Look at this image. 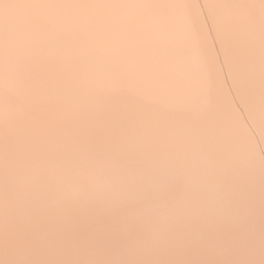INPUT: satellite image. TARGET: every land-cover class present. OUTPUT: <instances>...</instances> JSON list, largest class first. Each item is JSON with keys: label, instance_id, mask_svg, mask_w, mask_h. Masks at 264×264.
<instances>
[{"label": "bare ground", "instance_id": "bare-ground-1", "mask_svg": "<svg viewBox=\"0 0 264 264\" xmlns=\"http://www.w3.org/2000/svg\"><path fill=\"white\" fill-rule=\"evenodd\" d=\"M147 1L82 0V6H78L76 15L71 17L66 13L53 15L55 12L53 9L57 6L63 11L67 7L74 6L73 4L75 2L73 0H0V83L3 85L0 87V101L9 102V100H12L11 98H7V100L5 97L10 95V89L14 88V78L15 80L16 78L20 79V81L22 80L18 86L17 84L15 85V91L23 87L30 91L29 94L34 96L32 98V103L30 102L31 104H28V106H25V104L27 105L29 101H27V103L23 101L24 99L20 101L23 102V104L25 103L24 107H22L23 109L20 106L21 109H19L18 103L16 104L18 110L15 108L16 110L14 109L10 112H7V109L4 107L2 108L4 102L0 107V219L3 220L5 225L10 221L9 218H11L12 215L15 216L23 211L24 220L22 219L23 216H21L20 219L25 221V225H28L27 229L24 228V230L28 231L30 228L31 232L35 233L32 238L26 237L25 234L19 236L18 238H20V240H16L15 242L11 240L9 235H5L4 238L0 239V264H55L59 258H62V262H60L61 260L59 259L60 261H58V264L65 263L63 262V260H65L63 259L64 256L72 255V253L77 252V249L80 247L79 242L82 239H80V241L76 239L78 242H73L71 241V239H74L72 237L70 241H67L65 236L70 230L68 232L65 231L67 232L65 233L63 229L67 228L66 230H68V228L70 229V227L72 228L76 226V224L81 225L85 219L89 222V230L87 232L89 233L88 240L90 241L80 257L79 264H167L168 258L170 261L171 258L180 256L181 251L177 249L175 244L180 243L181 240L187 243H194L196 240V242L199 243H194L196 246L193 245L190 247L189 250L193 253L197 252L199 246L207 243L204 247L207 248L209 246V252L211 250H215L216 252L219 250L216 258L218 256L220 257L221 252L228 249L231 256L229 260L230 264H262L264 259V221L259 223L261 224L259 229H257L256 232H251V234H247L245 231L239 229V231H241L240 233H237L236 236L233 234V237H230V235H232L230 228H232L231 225L234 226L232 223L236 222V220L234 222L232 219L234 216L232 214L245 209L247 204H252V206L246 209L262 206L263 212L261 209L260 211L262 213L259 212L264 214V201H259L258 196H256L257 194H254L250 189H244V187L240 185V183H243L242 179H240V172H242L243 166H247L249 169L264 166V162L262 163L260 160V157L264 155V144L260 145L258 150L255 149L246 152L250 146V141L246 140L248 135L246 139H242L246 141L244 144H241L240 140L238 142V139H240L239 136L241 138L245 137L246 127L249 121L251 125L255 126V129H259L257 126H264V100H262L263 97L258 96L260 94L259 92L257 97L249 98L248 96L252 89L248 90L249 94L245 101L242 102L243 105H241V114H238L231 108L233 99L230 93L228 91L226 93L225 89H222L220 85L224 84L225 81L226 83L230 81L231 85V82L233 83L234 81L232 77L240 72L241 69V72L245 71L246 73L249 68H247V64H243L244 60L246 61L245 63L253 61L254 64L260 62L264 64V36L261 35V33L264 34V0L261 1L254 20H252V15L244 17V15H250L249 13L252 8L250 0H246V4L243 7L238 5L234 7L241 10V12L239 11L241 16L238 15L239 17H237L241 19L243 16V18L246 19V23L242 21V23H233V21L230 24L228 23L229 25L222 23V21L224 22L226 20H223L221 16L224 13L223 3L225 0L218 1L219 4L217 8H219V10L213 14L210 12L205 13L204 10H206V8L203 6H207V3L203 4L201 8L196 6L197 15L201 16L202 13L203 15L206 14L204 15L206 17L201 19L206 21L204 24L208 23L209 20L212 22L210 24L214 23L213 27L210 29L211 32H206V35L199 32H192V34L188 33V23L193 20V15H190V13H193L191 11H193L195 6L189 7L191 11L188 10V12L182 16L183 22L177 21L180 16L178 12H176L178 6L175 7V0H164L167 7H165L164 3L159 7L163 0H154L148 8L145 9L146 11H144L147 12V14H151V17H157V20L150 26L146 25L142 20L144 19L143 17L137 19L138 16L135 17V15L137 14V4L140 2L146 3ZM31 6L40 7L39 12L34 11L36 15H31V12H29ZM45 7L49 8L47 10H50L52 15H47V10H43ZM165 8L167 9V18L164 19V22L162 21L161 25L157 26L158 22L162 20V16L158 18L157 15L160 16L161 11H165ZM101 9L106 10L99 12V24H96L97 26L95 29H99V32H94V30L91 31L92 28H89L87 32L90 31V39H86L85 37L73 38L78 33L84 31L83 28L88 27V24L91 23L86 22L88 17L84 15L87 13L90 14L91 12L94 14ZM198 10H202L201 13H198ZM260 11H263V13H260ZM168 13L171 15H168ZM114 14L120 15L122 18V20L117 21V23H119L117 25L115 22L113 23L111 21V17ZM214 15L216 16L214 17ZM89 16L94 19L97 15ZM197 17L198 19L200 18L199 16ZM189 19L192 20L184 25V22ZM250 20H252V25L249 24ZM253 24H255L254 27ZM133 26L135 27V32L130 33L129 28ZM47 31L48 33L50 32L51 35L56 33L59 36L63 35L62 39H57L60 41L56 43L52 42V39L47 43L42 42L40 37ZM233 32L235 34L239 33V35L248 34L250 37L254 35V40L260 37L259 40L256 39V42H254L253 38H250L251 41L248 42L249 40H245L244 37L240 40V43H243L242 45H240V43L238 44L239 47L235 45L237 49L234 50V53H238V59L241 58L240 62H242V67L244 68H239L238 64L230 58L232 54H234L233 49L230 51L228 49L225 50L227 47L225 45L233 43L229 42V38H231L229 35ZM261 36H263V40H261ZM130 38H135L136 41L138 40L139 44H137L135 48L138 49V52L141 51L142 53V57L139 58L140 55L138 57V65L142 62L138 68L135 66L136 63H133L136 62V60L133 59L134 61H131V58L129 59L130 56L126 53V49H129L127 47H130V45L127 46L125 43L129 41L128 39ZM71 40L76 41H72L73 45L76 44L72 47L75 52L74 55L68 53L70 47L68 48L67 41ZM85 40H93L92 45L85 47ZM62 41L65 42L61 43ZM235 41L237 42V40ZM106 42L111 45L105 44ZM130 42H132V40H130L129 43ZM253 42L256 43L255 45H257V43H263L261 46L262 48H260V46L256 48L250 47V44ZM103 44L108 46L107 49L105 48L106 57L104 56L105 52H103L104 54L102 53V49L105 47ZM154 45L155 48L162 50L157 51L158 53L163 51L167 52L169 50L168 53L172 54V56L169 55L171 58H167L168 54H166V52H163L164 54L162 53L166 55H162L161 60L164 57L167 59L162 61V64L164 63L163 65L160 62L161 60L158 61L156 65L159 63L161 64L160 67L158 65V69L153 67L154 65L152 63V59H154V57L156 58V55L154 54L155 56L152 58L150 54H148V51H146V49L148 50L152 47V50H154ZM13 46L20 50V55L15 57L9 55V50ZM72 48L70 50H72ZM167 48L168 50H166ZM47 49L53 50L51 54L53 55L52 61L50 59L47 60L45 56L46 53L43 54V51ZM83 51V55L77 56V58L87 57L86 62H83L85 65H83V63H76V57H74L77 53ZM117 53L120 55L123 54V56H119ZM125 53L126 57L124 56ZM17 57L22 58L23 61L16 67L14 60ZM12 62L14 63L12 64ZM153 62L156 63V61ZM251 63V66L254 65ZM132 64L135 67H133ZM143 66L144 68L149 66L152 69L149 70L150 68L148 67L149 69H146L144 75L142 74L144 73V70H142ZM171 67L174 68L171 69ZM254 67H252V71ZM46 68L49 70L51 69L50 71L52 74L50 76L54 75V78L57 79L59 76L70 75L69 83L66 88L64 86L66 84L64 81H67L68 78L66 77L67 79L65 80V76L63 77L64 80H62V84H64V88L62 90H59L62 88L61 83V87L59 88L57 86V90V88H55L56 86H53L55 84L53 83L52 85V82L50 83L48 81V83L53 86L51 87V85H49L47 88L48 90L51 87L49 93L46 91L51 98V101H49L48 98L47 100L53 102L51 105L50 103L48 104V101H38V97H36L41 93L42 96L46 94V92L42 90V92L38 91L40 94L37 92L39 87L37 86L38 83L40 85V82L46 78L44 74L45 71L43 70H46ZM175 68L176 70H173ZM238 68L240 70H238ZM221 70H224L225 73H222ZM249 70L247 72H249ZM40 71H43V75H39ZM250 74L251 72L249 76ZM261 74L262 73L259 75ZM203 75L207 77H203ZM259 75L257 72L254 77L257 78ZM251 77H253V74ZM7 78L8 80H6ZM90 78L96 80H92V82L94 81L95 85H97L95 88L100 87L101 90V86L103 85L107 87L108 85H112L116 91V94L113 93L111 96L112 99L109 98L110 101L106 102L107 109L105 111L98 109L97 112L93 111V113L100 115L101 118H97H100V120L106 124V127L111 129L109 131H113V136L123 137L120 138L121 141L123 139L129 140L128 142L126 141V147L123 151L117 149L118 143H116V146L112 144V147L109 143L108 146L104 147V141L102 142L104 139L103 137H101L103 139L100 140L102 143L99 142L101 143L100 145L97 143L101 138H97L95 134L89 131L91 129L89 126H91L90 124H92L95 118H93L90 123V116L88 115L90 108H86V105V107H81L80 104H76L75 106L78 107L74 108L75 111L73 112L67 111L66 109L67 106V108L72 106H69V104L75 96L80 97L78 94L84 93V82L88 81L87 83H89V86ZM248 80H250V78ZM57 82L59 83V81ZM41 83L44 84L43 82ZM87 83L85 84L87 85ZM205 84L206 88L202 89ZM151 85L156 87L155 90L154 88L150 89V87H152ZM240 85L242 84H236V86ZM90 87L91 86H89V88ZM225 87L227 88V85ZM40 88H43L42 85ZM95 88L93 90L90 89V92H95L97 90H95ZM262 88L263 91L264 87ZM87 89L85 91H88ZM104 90L102 93H104ZM12 91L14 92V89ZM125 91H129L128 95L129 93L130 96L133 95L130 98L127 96L128 99H126V95L124 96L123 93ZM43 92L45 93L43 94ZM76 92L78 93L77 95L75 94ZM119 92L121 93L119 94L120 96L123 95L122 97L116 96ZM106 93L108 94V91ZM93 94L95 95V93H92V95ZM96 94L98 95V93ZM90 95L91 94H89V97ZM46 97L44 96V98ZM106 97L108 98L107 95ZM202 97L206 98V100H201ZM103 98L104 100L107 99L104 96ZM97 99L98 102L103 100ZM178 99H181V101H176ZM95 100L96 99H94V101ZM74 103L72 102L71 104ZM79 103H82V101ZM101 104L102 102L98 105ZM79 105L81 108H79ZM95 105H97V103H95ZM106 105H104V107H106ZM4 106L8 107V104L6 103ZM180 107H182L183 111H181ZM165 108L171 111L172 115L175 114L176 116L175 119H171V122L164 121L162 117V114L166 113L164 112L166 111ZM91 110H93V108ZM49 112L52 113L49 115ZM166 114H169V112ZM247 116L248 118L246 119ZM222 117L229 120V124H227L226 127L220 126L217 128L216 126L218 123L216 124L213 120H220ZM18 120L20 121L18 122ZM124 122L132 123L128 125V129L132 126L130 128L132 132L125 130L126 128H124V133L121 132V130H123L122 127L127 126V124L124 125ZM224 123L225 121H223V124ZM136 125L139 126L142 131L140 130L138 134L136 133L135 136H132L133 133L139 131V129L136 131L134 130L136 127L133 128V126ZM203 125L206 126L204 127ZM202 126L205 131L202 129L203 133H198L199 131L197 130H200ZM87 127H89V130H86ZM235 133H237V136L239 135L238 138H236V145L234 144ZM199 134L206 136L203 138H196ZM61 138H63L64 144H62L63 147L61 149L63 150L58 159H62L61 162L64 163V167L60 171H55L53 170L55 168L51 166H53V162H55L54 155L59 151L58 143L63 141ZM33 141L38 142L37 146L39 147L37 150L34 149L37 147H32ZM88 142H90L91 146L93 142L95 143L91 149L96 155V158L99 159L100 165L99 168L97 167L98 165H93L94 167L90 169H94V173L90 171L92 175H89L86 182L84 183L83 181L82 183V181L75 180V178H78L74 177L76 171L73 177L68 173L73 172L72 170H74V167L72 164L76 157L75 163H79L78 159L80 158L78 157H81L80 155L84 153H86V155L84 154L85 156H87V154L93 155L90 153L91 149H86V144H89ZM229 143L232 145L230 147L231 151H229V148V150H226V144L229 145ZM173 144L176 148L180 147L181 149V147L183 148V146H185L186 148L184 149H188L186 151L178 149L180 150L179 153L184 152V154L177 158L170 157L166 159L163 157L159 159V161L164 162V165H159L160 163L155 161L154 156L159 153L170 151ZM49 146L51 150L50 155L45 156L43 151L45 150V152H48L46 150ZM211 149H215L216 151ZM218 150H222V152H218ZM213 151L218 152V155L216 154L217 157L215 156V152V157L213 156ZM209 152H212L214 161H212L211 156V164L206 167L202 165L197 166L199 162L197 161L198 157H196V155L202 153L200 156H203V159L206 157L205 160L207 161ZM206 153L208 154L206 155ZM192 155L196 158L193 157V159L196 160V164H193L195 160L192 161ZM86 159L90 160V158L87 157ZM174 160L177 162L179 161V163H173ZM82 161L83 158L81 162ZM48 163L51 164V166ZM97 163L98 162H96V164ZM170 163L176 165L174 166ZM77 165L76 168L78 167ZM95 168H97V170ZM246 168L244 169L246 170ZM200 169L206 171H202V173L201 171L199 172ZM158 172H163L164 176L162 180L166 182L162 187L158 186L162 181L158 179ZM30 173L35 179H39V181L41 179L42 182L38 184L37 180L34 182L35 185L32 184L33 180L31 179L34 178L29 176L31 178L29 179L28 175H30ZM199 173H201V175H199ZM189 174L192 176L194 175V177L190 179ZM185 175L187 178H185ZM84 176L86 177L87 175H81L82 178H84ZM61 177H65V179ZM22 178L27 179V181L28 179L29 181L31 180L30 184L34 185L33 188H35V191L33 194H30V199L32 200L33 196L41 200L44 205V214L47 217L46 221L39 223L38 217L36 218V213H39V211L34 212L35 209L32 208L33 205L30 203H26V201L22 200L19 204L26 206L24 208L20 205H14L19 202V199H22L21 196L23 194H19L20 186L17 184L20 179L22 182ZM257 178L258 180H264V172H260ZM61 179H67V192H65ZM169 179L171 180L169 181ZM198 180H201V182H197ZM158 181L160 183H158ZM188 181L190 183H188ZM202 181H209L207 189L203 192L196 188L197 185L203 183ZM221 181L225 183L226 187L222 191L220 190V186L222 185L219 186L220 189L217 188L219 183H222ZM114 184H117V186ZM183 185H185L184 189ZM171 186L178 190H174L178 192V194H173ZM118 191H120V195L123 196L122 201L111 200L116 198ZM171 191L172 194H170ZM162 193L170 194L174 198L176 196L182 199L184 204L180 203L182 201H177L179 203L175 202V204L177 203L178 207L176 206L177 204H174V207L171 208L167 207L165 204L159 203V199H163ZM228 193H234L235 196L230 194L233 196L232 199L221 201L220 198L223 199ZM177 195H181V197ZM28 196L29 195H27V198ZM157 199L159 202H156ZM165 199L167 201V198ZM165 199L162 201L166 202ZM31 200H29V202ZM173 200L176 201V198ZM147 201L149 202L147 203ZM52 202L57 204L55 209L51 207ZM67 202L70 203V205ZM196 202H199V207L203 206L206 210V213L202 214V216L200 214L198 217H195L197 212L203 210V208L201 209L198 207L197 209V207H194L197 206L195 205ZM71 203L73 204L71 205ZM255 203L259 205L256 206ZM146 204H148V207ZM179 204L185 207L182 208L183 206ZM37 205L41 206L40 203ZM27 207H31V209H26ZM79 207H84L88 210L82 211L79 210ZM18 208L20 211V208L23 210L20 212ZM16 209L18 210L17 212H15ZM37 209L40 210L42 208L37 207ZM93 209H95V212ZM234 209L238 210L234 211ZM168 211V216H161L165 212V214H167ZM42 212L43 209L39 214L42 215ZM150 212L154 213L156 216L159 215L158 219L151 217ZM203 212L205 211L201 213ZM30 216L31 219L29 218ZM194 218L197 219V224H202L201 229H199V224L196 226V230L197 228L199 230L195 233L188 228L189 223H192ZM7 219L8 222H6ZM165 220L169 225L161 228ZM231 221L232 223H230ZM34 223L41 231L39 237L37 236L36 230H33L35 229ZM245 223H247L246 226H248L250 221ZM242 224H244V221ZM207 225L208 228L206 227ZM210 225L215 229L212 230L213 227ZM251 225L252 224H249V226ZM209 226L212 228V231L208 230L210 229ZM6 227L4 226L3 229ZM241 227H244V225ZM241 227L239 226L237 228ZM13 228H16V225ZM17 229H15L14 232H17ZM5 231L9 232V229ZM91 231H93L92 234H90ZM96 231L98 232L97 237L90 239L93 234L95 235ZM13 233L12 235L15 234ZM27 234L29 233L27 232ZM162 234L163 236L161 237ZM55 235L56 237L53 239L52 236ZM57 236L60 237L57 238ZM133 236L135 237L134 240L132 239ZM6 237L7 239H5ZM166 237H174L173 241L176 240L174 245L171 247L169 246L170 244H164L166 247L161 246ZM154 238H157V244L162 250H160L158 245L155 247L156 249L153 248ZM198 239H202V242L198 241ZM165 241L166 239L164 242ZM105 242H111L114 245L120 243V245L116 248L112 247V249H96L97 247H93L94 245L104 244ZM211 242H213L214 248L210 247ZM53 244H56V247L50 253L51 255L47 257L46 254L49 253L48 251L51 250V247L54 248V246H52ZM44 254L46 256H44ZM197 255L195 254V256ZM199 258L202 259L201 257ZM216 258L214 260L215 264L217 262ZM178 261L180 260L178 259ZM74 264H76V261ZM201 264L203 263L201 262Z\"/></svg>", "mask_w": 264, "mask_h": 264}, {"label": "rangeland", "instance_id": "rangeland-1", "mask_svg": "<svg viewBox=\"0 0 264 264\" xmlns=\"http://www.w3.org/2000/svg\"><path fill=\"white\" fill-rule=\"evenodd\" d=\"M75 3L73 4V3H71V4H73L74 6H70V7H67L66 9H64L63 11L60 9V7L58 8L57 6H55V8L53 9V10H55V12H54V14L53 15H59L60 13H66V14H69V16H74V15H76V13H77V11H78V6H82V4H83V2H82V0H73ZM147 1V0H146ZM154 0H148L146 3H142V2H140V3H138L137 5H138V8H136L137 9V14L135 15V17H137V19L138 18H144V19H142L143 20V22L144 23H147V21L149 20V19H151L152 17H151V14H147V12H145L146 10V8H148V6L153 2ZM158 1H162V0H158ZM200 1V2H199ZM218 1H221V0H175V7H177L176 9H178L176 12H178V15L180 16L179 18H178V20L177 21H179V22H183V19H182V16L183 15H185L187 12H188V10L189 11H191V9L189 8V7H193V6H195L194 7V9H193V11H191V12H193V13H190V15H193V20L192 19H189L188 21H185L184 22V25H185V23H187V22H189L190 20H192V21H190L189 23H188V27H189V29H188V33L190 34H192V32H199V33H202V34H205L206 35V32L207 33H210L211 31H210V29L213 27V24H210V23H212V22H210V20L208 21V23H206V24H204L206 21H204V20H201L202 18L204 19L206 16H204V15H206V14H204L203 15V13L201 14V16L200 15H197V7L199 8H201V6L203 5V4H205V3H207L208 5L207 6H203L204 8H206V10H204L205 11V13L207 12H210L211 14H213V13H215L216 11H218L219 10V8H217V6H218ZM251 1V12L249 13L250 15H244V17L245 16H251L252 17V20H254L255 19V15H256V11H257V9L259 8V6H260V4H261V1L262 0H250ZM164 3V5H165V7H167L166 6V4H165V2H164V0L161 2V4L159 5V7H161V5ZM245 4H246V0H229V1H227V0H225L224 1V3H223V5H224V13H223V15H221L222 16V19L223 20H225L224 22L222 21V23L223 24H227V25H229L231 22H235V21H237L236 19H239L238 17V15H240L241 13H239V11L241 12V10L239 9V8H234V7H236L237 5L238 6H241V7H243V6H245ZM197 6V7H196ZM164 7V6H163ZM47 9H49V8H47V7H45V8H43V10H47ZM236 9V10H235ZM39 10H40V7H36V6H31V8H30V10H29V12H31V15H36L35 13H34V11H36V12H39ZM106 9H101V10H99V11H97L96 13H94V14H92L93 12H91L90 14H86V15H84L85 17H88L87 18V20H86V22H91L90 24H88V27H84L83 28V30L84 31H82V32H80V33H78L77 35H75V37H73V38H81V37H85L86 39H90V31L89 32H87V30L89 29V28H92V30L91 31H93L94 30V32H97L99 29H97V30H95L96 29V24H99V16H100V14H99V12L100 11H105ZM145 10V11H144ZM235 10V11H234ZM202 11V10H201ZM201 11L200 10H198V13H201ZM233 11V12H232ZM28 12V13H29ZM90 12V11H89ZM235 12V13H234ZM144 13V14H143ZM146 13V14H145ZM260 13H263V11L261 12L260 11ZM167 9L165 8V11H161V15L159 16V15H157L158 16V18H160L161 16H162V20H161V22H158V24H157V26L158 25H161L162 24V21L164 22V19L165 18H167ZM170 13H168V15H169ZM47 15H52V13H51V11L50 10H47ZM89 15H97V16H95V18L93 19L92 17H90ZM171 15V14H170ZM195 15V16H194ZM227 15H228V18H227ZM233 15H235V16H233ZM197 16H199L200 18L198 19V17ZM216 15H214V17H215ZM238 16V17H237ZM241 16V15H240ZM147 18H149V19H147ZM213 18V17H212ZM241 19H243V16H242V18ZM120 20H122V18H121V16L120 15H118V14H114V15H112V17H111V21L114 23H116V25L117 24H119V23H117V21H120ZM142 20H140V21H142ZM252 20H250V22H249V24H251L252 25V23H251V21ZM159 21V20H158ZM233 22V23H234ZM229 23V24H228ZM199 24H201V25H199ZM195 25H197V26H195ZM254 25L255 24H253V27H254ZM191 26V27H190ZM197 27V28H196ZM116 28V27H115ZM191 28V29H190ZM238 29V28H237ZM132 30V31H131ZM99 32V31H98ZM129 32L130 33H133V32H135V27L133 26L132 28H129ZM247 35L248 34H246V35H239V33H232V34H230L229 35V37L231 36V38H229V42H233V43H228L227 45H225V46H229V47H231V48H225V50H231V49H233V53H234V50H236L237 48H235L236 46L235 45H237V47H239L238 46V44L240 43V40H241V38H244L245 37V40H249L248 42H250L251 40H250V38L252 39L253 37H254V35H253V37H250V35H248V37H247ZM261 35H263L264 36V34L263 33H261ZM62 36L63 35H58L57 33L56 34H53V35H51L50 34V32L48 33V31L47 32H44V34L42 35V37H40V39L42 40V42H45V43H47L49 40H53L52 42H54V43H56V42H59L61 39H62ZM263 36H261V40H263L262 39V37ZM247 37V38H246ZM264 38V37H263ZM12 39V38H11ZM57 39H60V40H57ZM137 39V38H136ZM257 40H259L260 39V37H259V39L258 38H256ZM256 39L254 40V38H253V40H254V42H256ZM73 40H75V39H73ZM73 40H71V41H67V45H68V48H69V50H68V53H71V54H73L74 55V50H73V46L74 45H76V44H74L73 45V43H72V41ZM78 40V39H77ZM129 41L130 40H132V42H130L129 43V41H127L125 44L128 46V45H130V47H127V48H129V49H126V53H127V55H129L128 57H129V59L132 61L133 59L134 60H136V62H133L134 64L136 63V68H138L139 67V65L140 64H142V62H140L139 63V65H138V59L139 58H141L142 57V53H141V51H139L138 52V49H136L135 47H136V45L137 44H139L138 43V40L136 41L135 40V38H133V39H128ZM133 40H134V42H133ZM235 40H237V42L235 41ZM252 40V41H253ZM66 41V40H65ZM65 41H62L61 43H64ZM92 41L93 40H85V47H89V46H91L92 45ZM73 42H76V41H73ZM247 42V43H248ZM251 43L250 44V47L252 46L253 48H256V47H258V46H260V48H262L261 46H262V44H259V43H257V45H255L256 43ZM66 44V43H65ZM87 44V45H86ZM101 44V43H100ZM105 44H108V42H106ZM105 44H103V45H105ZM243 44V43H242ZM241 43H240V45H242ZM108 45H111L110 43L108 44ZM132 45V46H131ZM254 45V46H253ZM98 46V45H97ZM134 46V47H133ZM126 47V46H125ZM264 47V46H263ZM72 48V50H70ZM104 49H102V53L103 52H105L106 51V49L108 48V46H106L105 45V47H103ZM106 48V49H105ZM151 48V47H150ZM153 48V47H152ZM152 48H151V50H152ZM166 48V47H165ZM131 49H134V50H131ZM158 48H155V45H154V50H152V55L150 54V56L153 58V56H155L156 55V58L154 57V59H152L153 61H156V63H154L153 61H152V63H153V67H155V68H157L158 67V65H159V67L161 66V64H162V61L164 60H166L167 58H171V57H169V55L170 56H172V54H169L168 53V48L166 49V50H168L167 52L166 51H163V52H166V54H168V57L167 58H162V60H161V57H162V55L164 54L163 52H157V51H162V50H160V49H158ZM86 50V49H85ZM84 50V51H85ZM135 50H137V51H135ZM52 51L53 50H49V49H47V50H44L43 51V54H45L46 53V58H47V60H51L52 61V57H53V55H51L52 54ZM84 51L83 52H80V53H77L74 57H76V63H83L84 61L86 62V59H87V57L85 58V56H84V58H82V57H79V58H77V56H82L83 55V53H84ZM131 51V52H130ZM99 52H101V51H99ZM135 53V54H133V53ZM126 53H125V57H126ZM138 53H140V54H138ZM163 53V54H162ZM227 53V52H226ZM21 54V52H20V50L19 49H17L15 46H13L10 50H9V55L10 56H12L13 55V57H15V56H18V55H20ZM49 54V55H48ZM100 54V53H99ZM104 54V53H103ZM118 54V53H117ZM122 54V53H121ZM136 54H137V56H136ZM155 54V55H154ZM161 54V55H160ZM165 54V55H166ZM119 56H123V54L122 55H120V54H118ZM118 55H116V56H118ZM139 55H140V57H139ZM165 55H163V56H165ZM105 57H106V52H105V55H104ZM238 53H234V54H232V56L230 57L231 59H232V61L234 60L237 64H238V66H239V68H244V67H242L243 66V64H247V68H249V69H247V71L249 70V72H247L246 71V73H245V71H243V72H241L242 71V69L240 70L239 68H238V70H240V72H238V73H236L235 74V76H233L232 77V79L234 80L233 81V83L231 82V85H230V81H227L228 83H226V81L224 82V84H221L220 86H221V88L223 89H225V91H226V93H227V91L230 93V95H231V97H232V106H231V108H233L232 110L234 111V112H236V113H240L241 114V112H240V109H242V107H241V105H243V101H245V99L247 98V96H248V90H250V89H252L251 87H249V86H247V87H242V85H240V86H236V84H243V82L241 83L240 81H244V80H248L249 78H250V80H248L247 82H253V80L255 81V80H257V79H259V77H261V75H259L260 73H264V65H261L260 63H255V64H259V65H255L254 63H253V61H251V62H247V63H245L246 61L244 60L243 61V64H242V62H240V59H238ZM20 57V56H19ZM19 57H17V58H15V60H14V62H15V64H16V67L18 66V65H20L21 63H22V61H23V59L22 58H19ZM88 57H89V51H88ZM139 57V58H138ZM150 57V58H151ZM158 57H160V58H158ZM133 60V61H134ZM161 60V61H160ZM140 61V60H139ZM158 61H160L161 62V64L159 63L158 65H156L157 63H158ZM242 61V60H241ZM14 62H12V64L14 63ZM250 63L251 64H254V65H250ZM164 64V63H163ZM162 64V65H163ZM241 66H240V65ZM83 65H85L84 63H83ZM145 65V64H144ZM132 66L133 67H135L133 64H132ZM150 66V65H149ZM148 66V67H149ZM244 66H246V65H244ZM255 66V67H254ZM257 66V67H256ZM147 66L144 68V66L142 67V70L144 69V73H145V71H146V69L148 70L149 68H148ZM158 67V68H159ZM252 67H254L253 68V71L251 70L252 69ZM45 68V67H44ZM157 68V69H158ZM172 68H174V67H171V69ZM259 68V69H258ZM152 68H150L149 70H151ZM256 69H257V72H258V75H259V77L257 76V78H255L254 76L257 74V72H256ZM44 71H45V77L46 78H44L41 82H43L44 84H42L41 82H40V85H39V83H38V85L37 86H39L38 87V90H37V92L38 91H40V92H42V91H47L48 93H49V89L51 88V87H53V86H56L55 88H57V90H58V87L60 88L61 86H62V88L61 89H59V90H62L64 87H63V85L64 84H62L63 82H62V80H64V78H65V80L67 79V81H64L66 84L64 85L65 86V88L68 86V83H69V76L70 75H64V76H59V80L57 79V78H54V75H52V76H50L52 73H51V69L49 70V69H47L46 68V70L45 69H43ZM173 70H176V68L175 69H173ZM186 70V69H185ZM184 70V71H185ZM260 70V71H259ZM222 71V73H225V71L224 70H221ZM71 72H73V71H71ZM71 72H69V73H71ZM251 72V74H250V76H249V73ZM147 73V72H146ZM67 74V73H66ZM248 74V75H247ZM253 74V77H251V75ZM89 75H91V74H89ZM162 76V75H161ZM202 76V75H201ZM64 77V78H63ZM67 77V78H66ZM165 77V76H164ZM167 77V76H166ZM203 77H207V76H205V75H203ZM241 77V78H240ZM52 78V79H51ZM248 78V79H247ZM46 79V80H45ZM55 79V80H54ZM92 80H94V81H96L95 79H93V78H90V80H89V82H90V85L89 86H91L90 88H89V86H88V84L89 83H87L88 81H86V82H84V85H85V90L87 89L88 91H85L84 90V93H82V94H78L77 92L75 93L76 95L78 94V96H80L81 97V99H80V97H76V100H75V103H74V99H75V97H74V99L71 101V103L73 102L74 104H69V106L70 105H72L71 107H69V108H71V109H69V108H67L66 107V109H67V111H75L74 110V108H77L78 106H75L76 104L78 105V104H80L81 105V107L82 106H85L86 108H90V111H89V113H88V115L90 116V123H91V120L93 119V118H95V120L93 119V121H92V124H90L91 126H94V127H91V126H89L91 129L89 130V127H87L86 128V130H89L91 133H93V134H95V136H97V138H101V137H103V138H101V139H99L98 141H97V143H99V142H101L100 140H102V142H103V144H104V147H106V146H108L109 145V143L111 144L110 146L112 147L114 144H115V146H116V143H118L119 145H117V149H119V150H121V151H123L124 149H125V147H126V145H125V143H126V141H127V139L125 140V139H123L122 141H121V139L120 138H123V137H117L116 135L115 136H113L114 134H112L113 133V131H109V130H111V129H109L108 127H106V124H104V122L103 121H101L100 120V115H98V114H95V113H93V111H95V112H97L98 111V109L99 110H101V111H105L106 109H107V105H106V102L107 101H110V99H112V95H113V93H115L116 94V91H115V89H114V87L112 86V85H108V87L110 88H108L106 85H103V86H101L102 88H101V90H100V87H98V88H95V87H97V85H95V82H94V84H93V82H92ZM252 80V81H251ZM20 81V79H18V78H16V80H15V78H14V82L17 84V86H18V84H20L21 83V81ZM48 81L53 85V83L55 84V85H51V84H49L48 83ZM56 83H55V82ZM57 81H59V83L57 82ZM236 81V82H235ZM239 81V82H238ZM60 83H61V86H60ZM85 83H87V85L85 84ZM235 83V84H234ZM250 83V84H251ZM56 84H58V85H56ZM94 86H93V85ZM41 85H42V87L43 88H40L41 87ZM47 85V86H46ZM49 85H51V87L47 90V88L49 87ZM227 85V88L225 87V86ZM230 85V86H229ZM3 85H2V83H0V87H2ZM16 86V87H17ZM58 86V87H57ZM76 86V85H75ZM152 87H150V89L152 88H154V90H155V88L156 87H153V85H151ZM246 86V85H245ZM45 87V88H44ZM84 87V86H83ZM238 87V88H237ZM262 87H264V86H262ZM260 88V90H259V95L258 96H261V97H263L262 98V100H264V90L262 91V89L263 88ZM21 89H16V91H15V85H14V92L12 91L13 89H10V95H8V96H6L5 98L7 99H12L11 101L9 100V102L8 101H6V102H4V101H0V107H1V105H2V103L4 102L5 104L7 103L8 104V107H6V106H4L5 104L3 103V105H2V108L4 107L5 109H7L6 111L7 112H10V111H13L15 108L18 110V107L20 106L21 108L22 107H24V104H23V102H20V101H22L23 99V101H26V103H27V101H29V103H27V105L25 104V106H28V104L30 105L31 103H32V101H33V95L32 94H29L30 93V91L29 90H27V89H25V88H23V87H20ZM40 88V89H39ZM95 88V90L97 91H95V92H92V93H95V95L93 94L92 95V93L90 92V89L91 90H93ZM206 88V84L205 85H203V88L202 89H205ZM234 88V89H233ZM237 88V89H236ZM247 88V89H246ZM24 89V90H23ZM106 90V92L108 91V94L105 92V90ZM228 89V90H227ZM240 91H239V90ZM244 89H246V90H244ZM21 91V93H20V91ZM27 90V91H26ZM42 90V91H41ZM103 90H104V93H102L103 92ZM201 90V89H200ZM28 92V93H26V92ZM99 91V92H98ZM112 91V92H111ZM123 91V90H122ZM233 91H234V93H233ZM261 91V92H260ZM23 92V93H22ZM45 92H43V94L45 93ZM47 92H46V94H47ZM60 92V91H59ZM128 92L129 91H125V92H123L124 93V96L126 95V99H128V98H130L131 96H130V93H129V95H128ZM235 92H236V94H235ZM252 92V91H251ZM250 92V94H249V98H251V93ZM39 93V92H38ZM96 93H98V95H99V97H98V95L96 94ZM101 93H102V95H101ZM126 93V94H125ZM40 94V93H39ZM44 95L45 97L46 96H48V97H46V98H44V96H42V93L40 94V95H37L36 97H38V101H41V102H47L48 100L49 101H51V98L49 97V94H47V95ZM89 94H91L90 95V97H89ZM109 94H111V95H109ZM115 94H114V96H115ZM119 94H121L120 92L118 93V95H116V96H119V97H122L123 95H119ZM262 94V95H261ZM32 95V96H31ZM97 95V96H96ZM100 95H101V99H103L102 101H99L98 102V99L97 98H99V100H101L100 99ZM106 95L108 96V98L106 97ZM232 95H234V96H232ZM251 95V96H250ZM25 96V97H24ZM39 96H40V99H39ZM84 96V97H83ZM95 96V97H94ZM103 96L105 97V98H107L106 100H104V98H103ZM127 96H129L128 98H127ZM30 97V98H29ZM41 97H43V98H41ZM90 99H89V98ZM92 97H94V98H92ZM239 97V98H238ZM47 98H48V100H47ZM79 98V99H78ZM92 98V99H91ZM110 98V99H109ZM260 98V97H259ZM7 99V100H8ZM32 99V100H31ZM94 99H96L97 100V102H96V100L94 101ZM109 99V100H108ZM84 100V101H83ZM91 100V101H90ZM201 100H203V101H205L206 100V98H201ZM240 100V101H239ZM48 101V104L50 103V105L53 103V102H49ZM82 101V103H79V102H81ZM121 101V100H120ZM176 101H181V99H178V100H176ZM210 101H211V99H210ZM31 102V103H30ZM102 102V104L101 105H98V104H100ZM105 102V103H104ZM238 102V103H237ZM18 103V107H17V104ZM20 103V104H19ZM95 103H97V105H95ZM104 103V104H103ZM176 103H178V102H176ZM264 103V102H263ZM22 105V106H21ZM80 105H79V108H81L80 107ZM103 105V106H102ZM104 105H106V107H104ZM73 106H75V107H73ZM19 107V109H21ZM73 108V109H72ZM93 108V110H91ZM15 109V110H16ZM23 109V108H22ZM180 109H181V111H183L182 110V107H180ZM77 110V109H76ZM165 110L166 111H164V112H166V113H168L169 112V114H162V117L164 118V121H170L171 122V119L173 118V119H175L176 118V116H175V114H173L172 115V112L171 111H169V110H167V108H165ZM52 112H49V115L51 114ZM99 114H101V113H99ZM102 115V114H101ZM163 115H165V116H163ZM247 115V114H246ZM97 117H100V118H97ZM248 118V116L246 117V119ZM20 120H18V122H19ZM101 121V122H100ZM213 121H215V123L217 124V128H219L220 126L221 127H226L227 126V124H229V120H227L226 118H224V117H222L220 120H213ZM218 121V122H217ZM223 121H225V123L223 124ZM17 122V121H16ZM102 122H103V124H102ZM198 122V121H197ZM222 123V124H221ZM237 123V122H236ZM235 123V124H236ZM127 124V126H124V127H122V129L123 130H121V132H123L124 133V128H126L125 130H128L129 132L132 130V129H130L131 127H129V129H128V125H130V124H132V123H128V122H124V125H126ZM238 124V123H237ZM213 125H214V123H213ZM213 125H211V126H213ZM204 127L206 126V125H203ZM203 126L200 128V130H197V131H199L198 133H203V130L205 131V129L203 128ZM134 127H136V129H134L135 131L136 130H138L139 129V131L137 132H135V133H133L132 134V136H135V134L137 133H139L140 132V128H139V126H133V128ZM264 126H257V128H259V129H255V126H253V125H251V123H250V121L247 123V130H246V134H245V137H243V138H241L239 135V138L240 139H238V142H239V140L241 141V144L243 143H245L246 141H243L242 139H246V137H247V135H248V137H247V139L246 140H248V141H250V143H249V148H248V150H246V152H250V151H252V150H255V149H259V146L260 145H263L264 143V128H263ZM203 129V130H202ZM79 130H81V129H79ZM120 130V129H119ZM127 131V132H128ZM142 131V130H141ZM109 132H111V133H109ZM118 132V131H117ZM132 132V131H131ZM125 133H126V131H125ZM142 133V132H141ZM208 134V133H207ZM237 133H235V135H234V139H235V141L233 140V138H232V140L235 142L234 144L236 145L237 144V139L236 138H238V136L236 135ZM125 135V134H124ZM124 135H122V136H124ZM141 135V134H140ZM201 134H199V136H196V138H203V137H205V136H203V135H201ZM100 136V137H99ZM195 138V137H194ZM119 141H118V140ZM61 140H63V138H61ZM107 140V141H106ZM116 140H117V142H116ZM130 140H131V138H130ZM35 141V140H34ZM32 142L33 143V145H32V147H37V148H34L35 150H37L38 149V147L39 146H37V143L38 142ZM92 141V140H91ZM114 141V142H113ZM121 141V142H120ZM129 141V140H128ZM127 141V142H128ZM223 141V140H222ZM222 141H221V144H222ZM101 142V143H102ZM89 144H90V142H88ZM101 143H99V145L101 144ZM107 143V144H106ZM225 143V142H224ZM62 144H64V140L63 141H60V143H58V148H59V151L56 153V155H54V158H55V162H53V166H51V164H49L52 168H55V169H53V170H55V171H60L61 169H63V167H64V163H62L61 161H62V159L61 160H59L58 158H60V154L62 153V150L63 149H61L62 147H63V145ZM86 145L87 146V148L86 149H91V148H93L92 146L95 144L94 142L92 143V146H91V144L90 145ZM102 144V145H103ZM113 144V145H112ZM233 144V143H232ZM36 145V146H35ZM227 145V149L226 150H229L230 149V147L232 146V145H230V143H229V145L228 144H226ZM225 145V146H226ZM238 145H239V143H238ZM48 146V145H47ZM118 146H119V148H118ZM32 147H30L31 149H33ZM116 148V147H115ZM184 148H186L185 146H183V148L181 147V149H180V147L179 148H176L175 147V145L173 144L172 145V149L170 150V151H168V152H166V153H159V154H156V156H154V158H155V161H158L160 164L159 165H164V162H161V161H159V159H161V158H163V157H165L166 159H169L170 157H172V158H177V157H179V156H181V155H183L184 154V152H182V153H179V151L181 150V151H186ZM221 148H222V145H221ZM224 148V147H223ZM229 148V149H228ZM33 149V150H34ZM46 149V148H45ZM61 149V150H60ZM178 149H180V150H178ZM225 149V148H224ZM129 150V149H128ZM211 150H215V149H211ZM46 151H48V152H45V150L43 151V153L45 154V156H49L50 155V152H51V150H50V146L47 148V150ZM216 151V150H215ZM215 151H213V156H214V152ZM229 151H231V149L229 150ZM218 152H222V150H218ZM218 152H215V156L217 157V153ZM90 153H92L94 156H95V158H94V156L92 155L91 156V154L90 155H88L87 154V156H85L86 155V153H84V154H82V155H80L81 157H78V158H80L81 160H82V158H83V161L81 162V160L80 159H78L79 160V163H75L76 162V158H75V160H74V162H73V164H72V166L74 167V170H72L73 172H69L68 174L71 176V177H73V174L75 173V171H76V173H75V176L74 177H78V178H75V180H78V181H82V183H83V181H84V183L86 182V180H87V177H89V175H92V173H94V169H90V168H92V167H94L93 165H98L97 167L99 168V165H100V162L98 161L99 159L98 158H96V155L93 153V151H92V149H91V152ZM211 153V154H210ZM202 153H200V155H201ZM208 153H206V155H207ZM217 154V155H216ZM200 155H196V157H198V159H197V161L199 162V165L197 164V166H204V167H206L207 165H209V164H211V156H212V152H209V154L207 155L208 157H207V161L205 160L206 159V157H205V159H203V156L201 157ZM83 156V157H82ZM213 156H212V161H214L213 160ZM214 156V157H215ZM86 157L87 158H90V160L89 159H86ZM106 157V156H105ZM193 155H192V161L193 160H195V159H193ZM91 158H94V159H91ZM103 159V158H102ZM57 160V161H56ZM88 160V161H87ZM210 160V161H209ZM260 160H261V162L263 163L264 162V155H262V157H260ZM60 161V162H59ZM91 161V162H90ZM136 161V160H135ZM176 160H174L173 161V163H179V161L177 162H175ZM200 161H202V162H200ZM85 162V163H84ZM96 162H98L97 164H96ZM197 162V163H198ZM171 164V165H174V164ZM208 163V164H207ZM213 163V162H212ZM55 164V165H54ZM63 164V165H62ZM78 166L77 168H76V165ZM193 164H196V160H195V162L193 161ZM80 165V166H79ZM161 165V166H162ZM176 165V164H175ZM174 165V166H175ZM264 165V164H263ZM95 166V167H96ZM85 167H86V169H85ZM243 167H245V166H243ZM88 169H90V170H88ZM96 170H97V168H95ZM206 169V168H205ZM263 169H264V166H263ZM95 170V171H96ZM90 171H93L92 173L90 172ZM202 172L203 171V169H200L199 170V172ZM204 171H206V170H204ZM203 171V172H204ZM86 174H85V173ZM202 172V173H203ZM82 173H84V174H82ZM157 174H159L158 175V179L159 180H162V177L164 176L163 175V172H158ZM81 175H87L86 177L84 176V178H86V179H84V178H82L81 177ZM199 175H201V173H199ZM29 176H31V178H34V176L30 173V175H28V177ZM171 176V175H170ZM70 177V178H71ZM80 177V178H79ZM189 177H190V179H192V177H194V175L192 176L191 174H189ZM30 177H29V179H31ZM62 178V177H61ZM82 178V179H81ZM174 178V177H173ZM185 178H187V176L185 175ZM29 179H28V181H29ZM35 179V178H34ZM31 179V180H33L32 182V184H34L35 185V183L34 182H36L37 180H38V184L40 183V182H42L41 181V179H40V181H39V179ZM62 179H65V177L64 178H62ZM61 179V180H62ZM81 179V180H80ZM31 180L28 182L27 181V179H24V178H22V182H21V179H20V181L19 182H17V184L20 186V192H19V194H25L24 196L22 195L21 197H22V199H19V202L18 203H15L14 205H20L22 208H24V207H26V206H22L21 204H19L22 200L23 201H26V203H30L31 205H33V207L32 208H34L35 210H34V212L35 211H39V213L42 211V209H43V212H42V215L41 214H39V213H36L37 215H36V218L38 217V221H39V223L41 222H43V221H46V219H47V217L45 216V214H44V205H43V203L41 202V200L38 198V197H33L32 196V200H33V198H34V200L32 201L31 199H30V194H33V192L35 191V188H33V186L34 185H32V184H30L31 183ZM171 179H169V181H170ZM29 183H27V182ZM201 182V180H198L197 182ZM21 182V183H20ZM44 182H45V180H44ZM46 182H47V180H46ZM203 183H199L200 185H195L196 186V188L199 190V191H205L206 189H207V185L209 184L208 182L209 181H202ZM222 183H219V185H218V187L217 188H219V186L220 185H222V186H220L221 187V191L222 190H224L226 187H225V183L223 182V181H221ZM23 183V184H22ZM158 183H160L159 181H158ZM166 182L165 181H161V184H159L158 186L159 187H162V185H164ZM171 183H172V181H171ZM170 183V184H171ZM188 183H190L189 181H188ZM22 184V185H21ZM67 179L66 180H62V185H63V187H64V189H65V192H67ZM198 184V183H197ZM259 184H260V182H259V180H256V181H253V182H248V184L246 183V186H249L248 188H250V189H254L255 187H258L259 186ZM29 187H28V186ZM31 185V186H30ZM114 185H116L117 186V184H114ZM186 185V184H185ZM185 185H183V189H184V186ZM24 186V187H23ZM199 186V187H198ZM164 187V186H163ZM24 189V190H23ZM53 189V188H52ZM176 189V188H175ZM174 187H172L171 186V190H173V194L174 195H176V194H178V192H175L174 190ZM202 189V190H201ZM177 190V189H176ZM178 191V190H177ZM27 193H29V194H27ZM147 193H149V192H147ZM180 193V192H179ZM170 194H172V191L170 192ZM170 194H163L162 193V195H163V199H165V198H167V201H166V199H165V201L166 202H163L162 200H161V198L159 199V201H158V199H157V201L156 202H159V203H163V204H165L167 207H174L173 205L175 204V202H177V201H182V202H180L181 204L183 203V200L182 199H179L178 197H176L175 196V198H176V201L175 200H173V199H175L174 197H172ZM181 194V193H180ZM231 194V193H230ZM229 193L227 194V195H225L224 196V198L222 199V198H220V200L222 201H224V200H230V199H232V197L233 196H235V194L234 193H232L233 194V196H231ZM27 195H29L28 196V198H27ZM161 195V196H162ZM67 196V195H66ZM116 196V195H115ZM167 196V197H166ZM177 196H179V197H181V195H177ZM185 196H186V194H185ZM170 197V198H169ZM171 197H172V199H171ZM223 197V196H222ZM229 197V198H228ZM231 197V198H230ZM11 199H13V198H11ZM37 199H38V201H37ZM122 199H123V196H121L120 195V191H118L117 192V196H116V198L115 199H111V200H120V201H122ZM170 199H171V201H170ZM179 199V200H178ZM29 200H31L30 202H29ZM150 200V199H149ZM37 201V202H36ZM70 202V201H69ZM149 201H147V203H148ZM34 203H35V205H34ZM41 204V206L40 205H37V204ZM68 203V202H67ZM75 203V202H74ZM171 203V204H170ZM177 203H179V202H177ZM176 203V204H177ZM199 202H196V204L195 205H197V206H194L195 208L197 207V209H198V204ZM69 205H70V203H68ZM73 203H71V205H72ZM175 204V205H176ZM181 204H179V205H181ZM184 204V203H183ZM43 205V206H42ZM57 204L56 203H54V202H52V204H51V207L53 208V209H55V206H56ZM151 205V204H150ZM29 206V205H28ZM146 206L148 207V204H146ZM165 206V207H166ZM177 207H178V204L176 205ZM175 206V207H176ZM181 206H183V205H181ZM181 206H179V207H181ZM37 207H40V208H42V209H37ZM58 207V206H57ZM185 206H183L182 208H184ZM260 207V208H259ZM258 207V209L256 208V209H252L250 212H248V214H246V215H244V216H242L241 215V211L240 212H236V213H233L232 215H234L235 217H237V218H235L234 216H233V220H234V222H235V220H236V222L235 223H232V221L230 222V223H232V224H234V226L233 225H231V227L232 228H230V231H231V234L232 235H230V237H233V234L236 236L237 235V233H240L241 231H239V229L240 230H242V231H246V230H249L250 228H251V226H249V224H252V225H254L255 224V226L257 227V225H261V224H259V223H261V222H263L264 220V214H261L263 211V209H262V206H259ZM22 208H20L21 209V211L23 210ZM199 208H203V206L201 207H199ZM26 209H31V207H27ZM37 209V210H36ZM167 209V208H166ZM260 209H261V211H260ZM18 210H19V208H18ZM17 209L15 210V212H17L18 211ZM79 210H88V209H86V208H84V207H79ZM200 210V209H199ZM238 209H234V211H237ZM258 210V211H257ZM20 211V210H19ZM20 211V212H21ZM93 211L95 212V209H93ZM198 211V210H197ZM196 211V212H197ZM202 211H205V212H203V213H201ZM261 213H260V212ZM255 212H257V213H255ZM259 212V213H258ZM151 213V212H150ZM149 213V214H150ZM166 213V212H165ZM165 213H163L161 216L162 217H165L166 215L168 216L169 214V211L167 212V214H165ZM204 213H206V210H205V208H203V210H201L200 212H197L196 213V216L195 217H198L200 214H201V216H202V214H204ZM21 214V215H20ZM20 214H17V215H12V217L11 218H9L10 219V221L8 222V219L6 220V222H8V223H6L5 225H4V222H3V220H1L0 219V239H2V238H4V236L5 235H9L10 237H11V240L12 241H18V240H20V238H18L19 236H22V235H24L25 234V236L26 237H30V238H32L34 235H35V233L34 232H31V230H30V228L28 229V231H26V230H24V228H26L27 229V224L25 225V221H22V219L24 220V214H23V211L20 213ZM259 216H261V215H263V216H261V217H259ZM225 215V214H224ZM258 217H257V216ZM21 216H23V218L22 219H20L21 218ZM34 216H35V214H34ZM34 216H33V218H34ZM149 216V215H148ZM150 216L151 217H154V218H156V219H158V217H159V215H155L154 213H151L150 214ZM40 217V218H39ZM259 219H257V218ZM262 217H263V219H262ZM30 219H31V216L29 217ZM167 218V217H166ZM255 218V219H254ZM12 220H13V223H12ZM40 220H42V221H40ZM193 220H195V221H193ZM192 220V223H189V226H188V228H190V230L193 232V233H195V232H197L199 229H201L202 228V224H199L200 226H199V229L197 228V230H196V226H198V224H197V222L198 221H196L197 219H193ZM17 221H18V223H17ZM36 221V220H35ZM243 221H244V224H242L243 223ZM249 222L250 221V223L248 224V226H246V224L247 223H245V222ZM199 222H200V219H199ZM84 223H85V221H84ZM87 223V222H86ZM32 224V223H31ZM237 224V225H236ZM8 225V226H7ZM14 225V226H13ZM15 225H16V228H13V227H15ZM22 225V226H21ZM34 225H35V229H33V230H36V233H37V236L39 237L40 235H41V231H40V229H39V227H37V225L34 223ZM86 225V224H85ZM84 225V226H85ZM167 225H169L168 224V222H166V220H165V223L163 224V225H161V228H164V227H167ZM242 225H244V227H241ZM5 226H7L5 229H3V227ZM13 226V227H12ZM33 226V225H32ZM83 226V227H84ZM211 226V225H210ZM209 226V227H210ZM241 227V228H244V229H241V228H237V227ZM245 226H246V228H245ZM17 227H18V229H17ZM22 227V228H21ZM207 228H208V225L206 226ZM211 227H213V226H211ZM210 227V229H208L209 231H212V230H214L215 228L213 227V229ZM13 228V229H12ZM75 228V229H74ZM236 228V229H235ZM7 229H9V232L8 231H5V230H7ZM15 229H17V232L15 233L14 232V230ZM67 229V228H66ZM66 229H63V232H65V231H69V232H71V233H69L68 232V234H70V235H73V236H70V235H68V234H66V240L67 241H70V238H74L73 240L71 239V241H77V240H79L80 241V239H82L79 243H81V244H84L83 243V241L86 239V238H88L89 236H88V230H86V231H82V229L80 230V229H77V227H70V229L68 228V230H66ZM73 231H72V230ZM194 229V230H193ZM212 229V230H211ZM208 231V232H209ZM233 231V232H232ZM238 231V232H237ZM15 234H14V233ZM26 232V233H25ZM27 232L29 233V234H27ZM67 232H65V233H67ZM73 232V233H72ZM77 232V233H76ZM80 234H79V233ZM92 232L93 231H91V233L90 234H92ZM6 233H8V234H6ZM12 233L14 234V235H12ZM34 233V234H33ZM32 234V235H31ZM87 234V235H86ZM12 235V236H11ZM29 235V236H28ZM31 235V236H30ZM79 237H78V236ZM94 235V234H93ZM36 236V237H37ZM75 236V237H74ZM163 236V234L161 235V237ZM9 237V238H10ZM53 237V239L56 237V235L55 236H52ZM51 237V238H52ZM60 236H57V238H59ZM78 237V238H77ZM85 237V238H84ZM122 237H125V236H122ZM169 237H166L165 239H166V241L164 242V240H163V242H162V244L163 245H161V246H165L166 244H170L169 246L171 247L172 245H174V243L176 242V240L175 241H173L174 240V237H170L169 239H168ZM5 239H7V237L5 238ZM52 239V240H53ZM77 239V240H76ZM132 239L134 240L135 239V237L133 236L132 237ZM157 238H154L153 239V248H155L158 244H157V240H156ZM171 239V240H170ZM161 241V240H160ZM159 241V242H160ZM173 243H172V242ZM198 241H200V242H202V239H198ZM78 242V241H77ZM167 242V243H166ZM107 243H109V244H107ZM172 243V244H171ZM194 243H197L196 242V240H195V242ZM194 243H187V242H185V241H183V240H181V242L180 243H178V244H175L176 246H177V249L178 250H180L181 252H180V256L179 257H176V258H171L170 259V261H169V258H168V262H167V264H190V262H191V264H201V262L204 264V262H205V264H209V263H211V264H215L214 262V260H215V258H216V256H217V252L219 251V250H217V252L215 251V250H211L210 252H209V246L206 248V247H204V246H206V244H204V245H201V246H197L199 249L197 250V252H195V253H193L191 250H189L190 249V247H192L193 245H195ZM165 244V245H164ZM181 244V245H180ZM197 244H199V243H197ZM120 245V243H118V244H116V245H114L113 243H111V242H105L104 244H100V245H94L93 247H97L96 249H100V248H105V249H112V247H114V248H116V247H118ZM191 245V246H190ZM210 247H213L214 248V246H213V242H211L210 243ZM52 246H54V248L53 247H51V250H49L48 252L49 253H47L46 255H47V257L49 256V255H51L50 253L52 252V250L53 249H55V247H56V244H53ZM196 246V245H195ZM194 246V247H195ZM34 247H36V246H34ZM158 247H159V245H158ZM166 247V246H165ZM160 248V247H159ZM228 248V247H227ZM226 248V249H227ZM156 249V248H155ZM160 250H162L161 248H160ZM176 251V250H175ZM199 251V252H198ZM186 253H189V254H186ZM191 253V254H190ZM201 253V254H200ZM193 254V255H192ZM195 254L197 255V256H195ZM45 254H44V256H46ZM201 255V256H200ZM215 256V257H214ZM189 257V258H188ZM199 257H201L202 259H200ZM231 256H230V252H229V250L227 249L226 251H224V252H221L220 253V257L218 256L217 258H216V260H217V262H216V264H230L229 263V260L231 259L230 258ZM205 258V259H204ZM219 258V259H218ZM64 259V258H63ZM178 259L181 261H178ZM23 261H25L24 259H22ZM46 260V259H45ZM61 260V261H60ZM59 261L60 262H62V259H60ZM43 261V260H42ZM67 260H63V262H65V263H60V264H67L68 262H66ZM75 262V261H74ZM74 262L73 263H71V264H74ZM170 262V263H169ZM189 262V263H188ZM264 262V259H263V261H262V264H264L263 263ZM78 262H76V264H77Z\"/></svg>", "mask_w": 264, "mask_h": 264}, {"label": "water", "instance_id": "water-1", "mask_svg": "<svg viewBox=\"0 0 264 264\" xmlns=\"http://www.w3.org/2000/svg\"><path fill=\"white\" fill-rule=\"evenodd\" d=\"M157 20V17L156 18H154V16L151 18V19H149L148 21H147V23H145L146 25H148V26H150V25H152V24H154V22ZM245 20L246 19H239V20H237V21H235L234 23H242V22H245ZM242 21V22H241ZM246 23V22H245ZM146 51H148V54H151L152 53V50L151 49H146ZM261 63V65H264L263 64V62H260ZM44 68V67H43ZM144 70V69H143ZM142 74H144L145 75V73H142ZM39 75H43V71H40V73H39ZM6 80H8V78L6 79ZM21 82H22V80H21ZM241 83L243 82V84H242V86H245L246 85V87L247 86H249V87H251L252 88V96H251V98H255V97H257V95H258V92H259V90H260V88L263 86V84H264V73H262L261 74V77L259 78V79H257V80H255V81H253L252 83L251 82H247V81H240ZM15 83V82H14ZM251 83V84H250ZM15 85H16V83H15ZM87 145V144H86ZM247 166H245L244 168H246ZM243 168V170H242V172H240L239 174H240V179H242V182L243 183H240V185L241 186H243L244 187V189H250V188H248L249 186H246V183L248 184V182H253V181H256V180H258V178H257V175L260 173V172H264V169H263V166H261V167H258V168H255V169H253V168H246V170ZM259 182H260V184H259V186L257 187V188H254V189H250L251 191H253V193L254 194H257L256 196H258V200L259 201H264V180H259ZM263 198V199H262ZM261 199V200H260ZM256 204V203H255ZM248 205V204H247ZM246 205V208H248V207H250V206H252V204H249L248 206ZM257 205H259V204H256V206ZM264 206V205H263ZM258 207L259 206H257L256 208L258 209ZM245 208V209H246ZM256 208H250V209H242L241 210V215L242 216H244V215H246V214H248V212H250L252 209H256ZM84 221L85 222H87L86 223V225H85V223H84ZM82 223H81V225H78V224H76V226L75 227H77V229H80V227H81V229H82V231L83 230H89L88 229V227H89V222L85 219ZM78 225V226H77ZM85 225V226H84ZM84 226V227H83ZM80 229V230H81ZM257 229H259V225H257V227L255 226V225H251V228L249 229V230H246L245 231V233H247V234H251V232H253V231H257ZM244 233V234H245ZM97 234H98V232L96 231L95 232V235H93L90 239H94V238H96L97 237ZM66 239V238H65ZM89 239V237L88 238H86L83 242H84V244H81V243H79V245H80V247L77 249L78 251L77 252H75V253H72V255H65L64 256V259L65 260H67V262L69 263V264H71V263H73L74 261H76V262H78L77 264H79V261H80V257H81V255L84 253V251H85V249H86V247H87V244H88V242L90 241V240H88ZM59 259H62V258H59ZM59 259H58V261H59ZM58 261H57V263L55 262V264H58Z\"/></svg>", "mask_w": 264, "mask_h": 264}]
</instances>
